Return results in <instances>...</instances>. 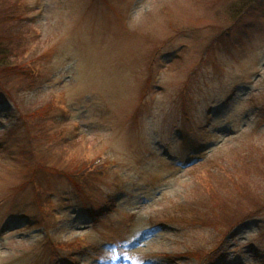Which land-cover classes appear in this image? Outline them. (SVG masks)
<instances>
[{
  "label": "rangeland",
  "instance_id": "rangeland-1",
  "mask_svg": "<svg viewBox=\"0 0 264 264\" xmlns=\"http://www.w3.org/2000/svg\"><path fill=\"white\" fill-rule=\"evenodd\" d=\"M16 1L0 264H264V0Z\"/></svg>",
  "mask_w": 264,
  "mask_h": 264
},
{
  "label": "trees",
  "instance_id": "trees-1",
  "mask_svg": "<svg viewBox=\"0 0 264 264\" xmlns=\"http://www.w3.org/2000/svg\"><path fill=\"white\" fill-rule=\"evenodd\" d=\"M21 5L22 4L16 0H0V26L4 28L2 33L0 34V84L4 85L5 87L8 84L7 88H9L10 90L14 89V87L17 90H20V89L23 90L24 87L22 86H24L25 84H26L25 86H29V87L32 84L35 85L34 78L37 75V73L34 71L33 81L31 82V78H30L31 66H29V63H31L32 60L30 58H26L23 56V53L28 49V47L27 49L25 48V51L23 50L20 52L22 55H19L18 50H17L18 41L20 39V36L23 33V30H22L23 20H22L21 11H20ZM25 10H27V8H25ZM21 56H23L22 62H20L21 60L19 58ZM19 67L21 69H19ZM16 77L20 78L23 83H21ZM13 80L14 81L18 80L19 84L18 83L16 85L13 84L14 86L11 85V81ZM23 119L26 123L25 125L28 129V133L30 134L33 133L34 138H35V129H33L32 125L28 123L29 122L28 116L24 115ZM34 126L37 132H41L44 134L43 127H46V126L44 125L40 126L39 122H35ZM40 139H43V137L38 134L37 140H40ZM84 159L85 160H81L80 162H77L75 166L68 168V170L65 173L68 174V176L83 174L84 171L88 167L90 168V166H88L89 163L87 161V157L85 156ZM36 165L40 167L39 161L36 162ZM244 187L245 185L241 187V189L243 190L240 191L241 189H239V187L235 184L236 192L239 191L238 193L241 194L239 195V198L243 197V198L249 199L251 202V206H253V209H258V210L263 209L264 202H261L257 198L256 190L251 191L250 189V191H247V189H245ZM207 190H208L211 200L213 201L215 195L218 194V191L213 190L211 183L209 184V186H207ZM218 202H219V208H221V210L223 209L222 204L229 203L227 199H226L227 203L224 201V199ZM238 203L239 202H234V204H238ZM256 211L257 210H252L247 214L251 215V212L255 213ZM224 212L227 213L226 211ZM223 219H224V214H223ZM241 220H242L241 218L240 219L234 218L231 220H228V218L224 219V222L226 221L225 223L227 225L226 231L231 229L238 223H240ZM209 252L210 250H203V251L202 250H195V251L190 250V252L188 253L199 260L205 257Z\"/></svg>",
  "mask_w": 264,
  "mask_h": 264
}]
</instances>
